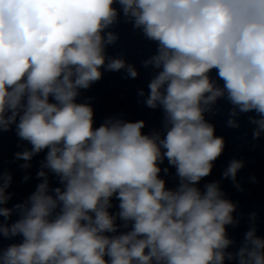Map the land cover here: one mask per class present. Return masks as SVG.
<instances>
[{"label": "clouds", "instance_id": "1", "mask_svg": "<svg viewBox=\"0 0 264 264\" xmlns=\"http://www.w3.org/2000/svg\"><path fill=\"white\" fill-rule=\"evenodd\" d=\"M114 5L157 42L144 61L159 69L146 104L163 109V138L144 134L143 120L94 128L93 108L77 102L101 68L138 75L123 59L106 64V46L117 39L105 31L117 19ZM219 98L233 106L232 116L254 112L259 138L264 0H0V131L15 124L31 145L17 159L47 150L42 168L62 185L50 191L46 172L38 173L44 179L36 191L15 205L19 219L0 224L4 237L22 238L0 249V264H264L255 227L237 252L227 251L236 205L218 182L199 187L225 147L204 115ZM228 125L239 127L233 119ZM165 159L179 179L174 189L160 176ZM243 166L232 160L224 177L235 182ZM11 179L0 177V204L10 199ZM12 212L0 207L5 219ZM120 227L128 230L117 234Z\"/></svg>", "mask_w": 264, "mask_h": 264}]
</instances>
